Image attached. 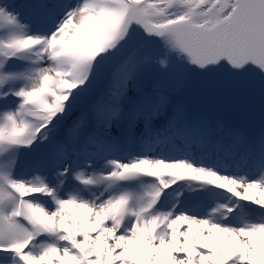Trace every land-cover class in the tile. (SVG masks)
<instances>
[{"label":"snow or ice","instance_id":"obj_1","mask_svg":"<svg viewBox=\"0 0 264 264\" xmlns=\"http://www.w3.org/2000/svg\"><path fill=\"white\" fill-rule=\"evenodd\" d=\"M149 68L264 100V0H0V264H264V126L130 99Z\"/></svg>","mask_w":264,"mask_h":264},{"label":"rangeland","instance_id":"obj_2","mask_svg":"<svg viewBox=\"0 0 264 264\" xmlns=\"http://www.w3.org/2000/svg\"><path fill=\"white\" fill-rule=\"evenodd\" d=\"M13 2L22 5L31 0H13ZM46 2L75 3L76 0H46ZM101 88L102 85H98L81 98L68 124L89 108ZM141 94L165 96L171 106L179 104L193 115L206 116L222 136H226L229 129L238 130L244 136L258 135L264 126V110L248 103L236 91L231 77L227 78L224 73L206 75L192 73L183 87L177 88L174 82L161 74L158 69L149 68L129 84L130 99H136ZM130 106L129 104L128 107ZM160 123L156 121V126H160ZM123 127H126V124L121 122L113 131L117 132ZM138 127H143L142 122H138ZM31 159L30 154L22 155L21 172L27 171ZM240 167L241 171H248L245 163L240 164ZM192 199L195 200V197Z\"/></svg>","mask_w":264,"mask_h":264},{"label":"water","instance_id":"obj_3","mask_svg":"<svg viewBox=\"0 0 264 264\" xmlns=\"http://www.w3.org/2000/svg\"><path fill=\"white\" fill-rule=\"evenodd\" d=\"M227 76V74H225ZM228 77V76H227ZM233 86L235 87L236 91L246 99L248 103L251 105L264 110V100H262L259 91H251L245 85L243 80L235 81L231 78Z\"/></svg>","mask_w":264,"mask_h":264},{"label":"bare ground","instance_id":"obj_4","mask_svg":"<svg viewBox=\"0 0 264 264\" xmlns=\"http://www.w3.org/2000/svg\"><path fill=\"white\" fill-rule=\"evenodd\" d=\"M184 96H185V93H184ZM196 102V101H195ZM161 124V123H160ZM157 127H159V126H157ZM242 163H244L243 161H241V163L240 164H242ZM246 165V164H245ZM246 168H247V170H248V167H247V165H246ZM251 174V173H250Z\"/></svg>","mask_w":264,"mask_h":264}]
</instances>
